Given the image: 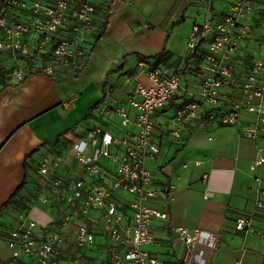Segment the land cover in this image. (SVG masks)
Returning a JSON list of instances; mask_svg holds the SVG:
<instances>
[{"label": "crops", "instance_id": "1", "mask_svg": "<svg viewBox=\"0 0 264 264\" xmlns=\"http://www.w3.org/2000/svg\"><path fill=\"white\" fill-rule=\"evenodd\" d=\"M146 1L98 0L93 30L82 44L77 69L61 66L51 74L31 73L21 82L0 80V264L10 257L8 235L22 214L37 221V230L65 233L67 249L75 250L73 227L62 228L57 206L37 199L43 183L37 166L43 157L63 155L66 160L59 172L71 183L75 160L70 146L87 130L100 126L116 136L135 131V111L128 106V99L136 83L151 85L145 70L157 65L167 74L179 70L181 88L165 108L152 114V139L160 152L147 160V166L158 188L172 184L174 189L168 198L158 194L147 205L167 211L172 225L209 232L203 251L208 264H264V204L256 205L257 189L264 187V164L253 170L249 167L253 160L264 158V131L254 138L242 135L244 125L255 119L248 112H242L236 124L208 119L204 113L186 122L177 136L172 134L177 128V110L197 93L203 73L201 54H185L191 27L201 21L203 11L198 0H184L193 16L201 19L194 17L190 25L186 23L179 40L172 36L173 24L187 16H175L169 5L158 14L147 13ZM107 5V23L103 25L100 8ZM246 48L264 55V38L256 35ZM244 52L241 49L239 55ZM237 86L229 90L242 99ZM120 105L129 109L127 127L121 126L117 115L102 114ZM93 217L97 221L92 224L95 242L86 253L85 264H105L107 239L101 213L95 211ZM239 218L249 219L250 225L236 228ZM152 230L159 245L146 249L169 264H179L182 245L168 246L171 234L166 223L154 218ZM200 249L202 246L196 254Z\"/></svg>", "mask_w": 264, "mask_h": 264}, {"label": "built area", "instance_id": "2", "mask_svg": "<svg viewBox=\"0 0 264 264\" xmlns=\"http://www.w3.org/2000/svg\"><path fill=\"white\" fill-rule=\"evenodd\" d=\"M97 2L0 0L3 82H21L34 72L51 74L61 66L77 69L82 44L93 30ZM198 4L203 17L191 27L185 54L198 52L205 64L197 93L174 116L177 128L172 134L177 136L186 122L204 113L208 119L236 124L241 113L248 112L255 119L244 125L242 135L254 138L264 131V55L246 47L256 35L264 38V0H198ZM241 49L245 52L239 55ZM145 72L151 85L136 83L128 99V106L135 111V131L116 136L100 126L87 130L70 146L75 160L71 183L59 172L66 160L63 155L43 157L37 166L43 178L37 199L57 206L62 228L73 227L75 250L67 249L65 233L37 230V221L22 214L9 232L11 254L5 264L22 260L24 264H85L86 253L95 242V211L101 213L107 239L105 264H169L146 249L159 245L152 230L154 218L166 223L171 234L168 246L182 245L179 264H208L203 251L211 237L209 232L172 225L167 211L147 205L158 194L168 198L174 189L172 184L167 188L155 185L147 160L160 152L152 139V114L165 108L180 90L181 74L179 70L167 74L162 65ZM236 84L242 99L229 90ZM102 114L117 115L122 127L131 121L127 105L107 108ZM261 164L264 158H257L249 167L253 170ZM263 204L264 187H259L256 205ZM249 225L247 218L236 220L238 229ZM199 246L202 249L196 254Z\"/></svg>", "mask_w": 264, "mask_h": 264}, {"label": "rangeland", "instance_id": "3", "mask_svg": "<svg viewBox=\"0 0 264 264\" xmlns=\"http://www.w3.org/2000/svg\"><path fill=\"white\" fill-rule=\"evenodd\" d=\"M135 2L137 0H134ZM155 2V4H153ZM168 3V4H167ZM169 5V7H171V11L174 12L175 16H187V18L185 20H182L176 24H173V28H172V36L173 38H177L180 40L183 35L186 32V23H189V25L192 23L191 21L193 20L194 17H196V19L199 21L201 18V16H193L194 11H192L193 9L190 6H186L185 1H174L173 0H147L145 3V12L150 13L152 12H156L157 14L162 12L164 7H167ZM159 8V9H158ZM156 9V10H153ZM197 12H201V10L198 9ZM202 13V12H201ZM107 16H108V5H107ZM192 19V20H191ZM162 30V28H161ZM73 139V138H72Z\"/></svg>", "mask_w": 264, "mask_h": 264}, {"label": "trees", "instance_id": "4", "mask_svg": "<svg viewBox=\"0 0 264 264\" xmlns=\"http://www.w3.org/2000/svg\"><path fill=\"white\" fill-rule=\"evenodd\" d=\"M100 10H101V16H102V21H103L102 24L105 25L107 23V14H106L107 13V7H101ZM0 80L3 81V75H1V74H0ZM20 188H18L15 191V193L13 194V196H15L19 192Z\"/></svg>", "mask_w": 264, "mask_h": 264}]
</instances>
